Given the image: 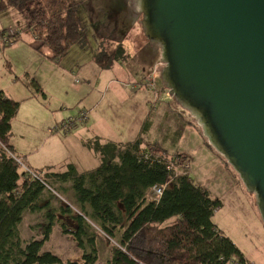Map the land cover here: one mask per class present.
<instances>
[{
    "label": "trees",
    "instance_id": "trees-1",
    "mask_svg": "<svg viewBox=\"0 0 264 264\" xmlns=\"http://www.w3.org/2000/svg\"><path fill=\"white\" fill-rule=\"evenodd\" d=\"M79 6L78 0H0V13L9 7L23 12L39 42L37 50L58 60L73 46L87 42ZM0 34L4 38L5 33ZM19 37L9 35L4 44H13ZM125 57L124 47L118 44L112 52L99 50L95 60L100 67L110 68ZM31 84L43 92L35 79ZM20 105L0 90V264H80L43 251L57 212L75 223L72 229L66 223L61 228L82 250V264H98L100 232L109 240L119 237L106 264H252L213 222L221 200L195 184L189 174L178 173L175 158L188 160L187 156L157 153L143 146L141 138L118 143L97 137L86 142L101 157L94 171L81 173L73 164L63 172L31 168L10 144ZM171 163L174 167L169 169ZM155 185H166L157 200ZM68 191H74L76 207L70 202L51 205L57 195ZM42 210L46 219L42 239L23 240L19 225L24 213ZM173 217L175 221L167 223Z\"/></svg>",
    "mask_w": 264,
    "mask_h": 264
},
{
    "label": "crops",
    "instance_id": "crops-1",
    "mask_svg": "<svg viewBox=\"0 0 264 264\" xmlns=\"http://www.w3.org/2000/svg\"><path fill=\"white\" fill-rule=\"evenodd\" d=\"M120 1L106 0V4H110L114 11L116 10V13H124L125 22L128 19L132 21L131 25L137 23L140 31L135 38H128L127 34L123 35L122 39L115 37L117 39L116 44L122 45L125 50L124 44H134L132 47L140 53V60H142L143 65L145 63L149 64L152 68L151 70L155 69L156 71V73H151L144 70L145 72L140 80L137 79L139 77L132 75V72H134L132 68H127L125 65L118 66L116 65L117 61L110 68L100 67L95 60L96 53L95 55H90L88 62L84 60L80 65L76 64L74 66L72 61H70L68 67L65 68L60 63L61 59L52 60L47 58L37 50L38 45H33V42L21 41V37H19L18 41L6 48L9 45H5L0 40V46L3 45L0 55L10 66L12 65V51H16L17 55H14L16 60L19 59L18 56H21V59H25V62L29 59L28 64L20 72V75L23 76L21 79L24 78V80H20L19 77L15 81L12 79L6 86L0 85V90H3L8 97L21 103L19 111L12 122L10 144L15 152L28 162L27 164L24 161L31 168L49 169L50 172H58L55 167L73 164L81 173L94 171L100 166L101 157L98 153H93V150L86 146V142L96 137L101 138L102 141H105L104 138H109L111 139L109 141L118 143L133 142L141 138L143 146L149 145L150 148L159 153L166 155L181 154L189 158L188 150L183 146H178V143L183 138L185 123H192L198 130L201 129L195 125L196 120L193 121L195 118L191 113L183 108L175 97L170 95L169 89L164 84L160 76L165 66L161 57V48L154 41L147 39L141 26L142 24L138 22V19H142V17L136 1L132 0L130 5V1H127V3L126 0H122L123 3H126L127 9L131 10L129 13L114 5V3ZM1 37L2 35L0 34ZM33 38L35 39L34 36ZM81 52L79 51V53ZM149 72L154 74L157 84L156 91L160 95V101L163 102V104L161 103L162 105H155V107L150 106L151 101L149 98L152 93L147 90L143 83L145 76ZM68 75L72 80L79 78L77 81L79 82L80 80L81 84L75 85L72 82L69 86L66 83ZM32 79H35L41 85L43 92L37 91L32 86ZM19 81L22 83L21 86ZM138 97L139 100L137 99ZM164 104L166 105L164 106ZM82 107L89 110L88 120L84 126L68 133H59L53 130L61 120L77 112L73 109H81ZM22 109L25 111L20 117ZM180 112L188 114L189 120H186L185 115H183V122L175 118L176 128L173 124H168L169 121H174V114L180 115ZM163 122L165 123L163 124ZM30 127H37L40 130L42 135L40 136L41 142H36L34 139L35 135L30 131L27 136L36 145L26 147L21 140L25 139L26 131ZM144 127L145 130H143ZM16 135L19 141L14 138ZM168 135L174 136L176 139L174 140L175 146H170L163 139L168 137ZM82 155L85 158L93 159V161L90 160L88 162L89 166L84 168L79 164L80 160H77ZM67 193L72 194L73 192L68 191ZM57 196L63 199L60 195ZM63 201L68 203L66 199ZM45 204L46 201L41 205ZM56 204L53 201L51 203L53 207H56ZM26 214L27 219L25 221ZM44 215L45 210L38 212L26 211L20 225L22 224L23 226L24 224L26 233L39 231L43 235V227L46 224ZM56 216L57 223L60 226L62 223H66L69 226L70 223L67 222V219L73 223L69 215L57 212ZM72 228L70 227V229ZM35 236L30 234V239H36ZM70 236L73 238L72 235ZM82 262L80 261L79 263L82 264Z\"/></svg>",
    "mask_w": 264,
    "mask_h": 264
},
{
    "label": "water",
    "instance_id": "water-1",
    "mask_svg": "<svg viewBox=\"0 0 264 264\" xmlns=\"http://www.w3.org/2000/svg\"><path fill=\"white\" fill-rule=\"evenodd\" d=\"M160 76L256 194L264 221V0H135Z\"/></svg>",
    "mask_w": 264,
    "mask_h": 264
},
{
    "label": "rangeland",
    "instance_id": "rangeland-1",
    "mask_svg": "<svg viewBox=\"0 0 264 264\" xmlns=\"http://www.w3.org/2000/svg\"><path fill=\"white\" fill-rule=\"evenodd\" d=\"M78 1H80L78 14L81 18L84 28L86 29L87 42L82 45L77 44L73 46L67 55L62 56L60 58L61 60L59 59L63 67L67 68L70 61H72V65L74 66H76V64L80 65L84 60L88 62L90 59V55H95V53L97 54V52L102 48H106L109 52H112L118 45L116 44L117 39H115V37H120L122 39L123 35L127 34L128 38H135L136 34H139V25L137 23L131 25L132 21L128 19L125 22L124 13H116V10L114 11V8H112L110 4H106V0ZM129 1L128 2L131 5L132 0ZM128 22H130L129 26ZM0 31H3L5 33V36L18 33L21 37V41L33 42V45H38L39 43L36 39L33 38V34L30 30L25 14L13 7H9L8 9L0 13ZM0 40L4 43L3 36L0 38ZM10 45L11 44H9V46L6 48H9ZM132 45L134 44H124V46L126 47V57L117 61L116 65H125L127 68H132V70L134 71L132 72V75L135 77H139L137 78L138 80L141 79V76L145 72L144 70L150 71L151 73H156L155 69L151 70L152 68L149 64L145 63V65H143L142 60H140V53L137 52L135 48L132 47ZM2 48L3 45L0 46V52L2 51ZM79 51L82 52L79 53ZM11 54V66L0 55V85L6 86L12 81V79L15 81L17 77H19L20 80H24V78L21 79L23 76L20 75V72H22V68H24L26 64H28L27 62L29 61V59L27 62H25V59H21V56H18L19 59L16 60L14 58V55H17L16 51H12ZM76 60L79 61L76 62ZM150 72L144 78V85L147 76L151 74ZM78 79L79 78H74L72 80L68 75L66 83H68L69 86L72 82L75 85L81 84L80 80L79 82L77 81ZM19 84L20 86L22 85L21 81H19ZM145 87L147 88V90L151 91L150 93H152V95L150 94L149 98V100L152 102H150V106L155 107V105L158 106L161 103L163 104V102L160 101L161 98L159 93L156 91V82L153 89L147 87L146 85ZM137 99L139 100V97ZM165 105L166 104H164V106ZM73 110L77 112L71 116L78 115L81 110H87L89 115V110L83 107L81 109ZM23 111L25 110L22 109V111L20 112V117L21 115H23ZM183 115H185L186 120H189L188 114H183L182 112H180V115H177L175 113L173 116L174 121H169L168 124H173V126L176 128L177 124L175 118H178L181 122H183ZM86 121L78 122L71 131H75L84 126ZM193 121H195V119ZM164 123L165 122H163V124ZM195 125L198 126L201 130H198V128L195 127L192 123H185L182 141L180 140V142L178 143V146H183L184 148H186L189 154L186 167H183V169L188 174H190V177L194 180L195 184L208 190L212 197L219 198L221 200L222 205L215 211L212 218L213 222L218 226V228H220L224 232V234L227 235L238 246V248L241 250L245 258L249 262H251L252 264H264V221L262 220V215L259 210L258 203H256V194L248 191L246 185L241 180L240 176L234 170V168L222 155L219 154V152L209 143L207 138L203 135L202 128L197 124L196 121ZM143 130H145V127ZM30 131L35 135L34 139L36 142H39L40 136H42L40 130H38L37 127H30L28 131H26L25 139L23 141L21 140L23 145L26 147H33L34 145H36L34 141H32L27 136ZM14 138L19 141L17 135ZM163 139H165L166 142L170 144V146H175L174 140L176 139L174 138V136L168 135V137H165ZM104 140L105 141L103 142H108L111 139L104 138ZM92 152L96 153L94 150ZM82 156L80 157V159H77L80 160L79 164H81V167L84 168L86 166H89L88 162L90 160L93 161V159L85 158L84 155ZM24 161L28 164L25 159ZM55 168V170L58 172L66 171L68 169V165H59ZM65 185L69 188V184ZM58 188L59 185L57 186V190H59ZM73 193H60L63 199L59 196H56V198H54L55 201L53 200V202L57 203L56 207L61 204H69L67 203V201L64 202V199L68 200V202L76 207ZM26 216L27 214L25 215V217ZM65 218L67 219V217ZM26 219L27 217L25 218V221ZM174 221L175 217L169 219L167 223H173ZM67 222L70 223L68 226L69 228H72L73 224L75 226V223H72L69 219H67ZM19 230L22 239L25 238L30 240V234L36 235V239H42L43 237V235L40 234L39 231H36L35 233H26L24 224L23 226L22 224L19 225ZM118 241L119 237L113 240H109L102 234V232H100V236L97 241L98 264H106L112 259V247L117 245ZM43 250L54 253L63 261H82V250L77 246L76 241L70 235H66L62 232L61 226L57 222L53 226L51 237L48 241L45 242ZM230 264L235 263L232 262Z\"/></svg>",
    "mask_w": 264,
    "mask_h": 264
},
{
    "label": "built area",
    "instance_id": "built-area-1",
    "mask_svg": "<svg viewBox=\"0 0 264 264\" xmlns=\"http://www.w3.org/2000/svg\"><path fill=\"white\" fill-rule=\"evenodd\" d=\"M16 34V33H15ZM10 35H14V34H10ZM4 40L6 42L10 41L9 35L8 36H4ZM145 85L149 88H154L155 87V78H154V74H150L147 76L146 81H145ZM88 119V111L87 110H81L78 115L76 116H70L64 120H62L61 122H59L55 127H54V131L55 132H60V133H68L69 131H71L73 129L74 126L77 125L78 122H85ZM176 162L179 164V168L181 172L178 173H183L186 174L187 172L183 169V167H186V163H187V159H185V157H176L175 158ZM18 161L21 163V160L18 159ZM174 167V164L171 163L169 165V169H172ZM27 170H30L28 167H25ZM31 173L36 177V174H34L32 171ZM177 173V174H178ZM188 174V173H187ZM166 185H155L153 187V198L154 199H159L165 189Z\"/></svg>",
    "mask_w": 264,
    "mask_h": 264
},
{
    "label": "flooded vegetation",
    "instance_id": "flooded-vegetation-1",
    "mask_svg": "<svg viewBox=\"0 0 264 264\" xmlns=\"http://www.w3.org/2000/svg\"><path fill=\"white\" fill-rule=\"evenodd\" d=\"M127 1H129V0H127ZM126 1V2H127ZM125 3V2H124ZM123 2H122V0L120 1V2H118V3H114V5L118 8V7H121L122 9H124L126 12H130L131 10H129V9H127V6H126V3L124 4Z\"/></svg>",
    "mask_w": 264,
    "mask_h": 264
}]
</instances>
